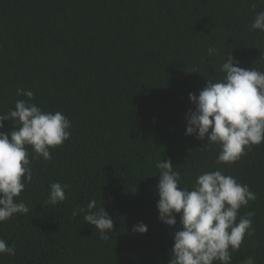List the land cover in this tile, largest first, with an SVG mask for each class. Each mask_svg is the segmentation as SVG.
<instances>
[{"label": "trees", "instance_id": "obj_1", "mask_svg": "<svg viewBox=\"0 0 264 264\" xmlns=\"http://www.w3.org/2000/svg\"><path fill=\"white\" fill-rule=\"evenodd\" d=\"M260 11L261 0H0V114L27 99L19 88L72 122L51 160L32 161L33 179L17 198L29 214L0 224V238L16 246L0 264H169L175 229L158 218V160H171L189 189L218 167L247 184L257 198L238 219L253 211L255 235H245L231 264H264V143L218 166V145L185 135L189 94L222 77L230 54L264 71V32L250 29ZM55 182L68 185L67 198L49 205ZM93 199L114 221L108 240L84 213L73 216ZM140 222L147 234L132 231Z\"/></svg>", "mask_w": 264, "mask_h": 264}, {"label": "clouds", "instance_id": "obj_2", "mask_svg": "<svg viewBox=\"0 0 264 264\" xmlns=\"http://www.w3.org/2000/svg\"><path fill=\"white\" fill-rule=\"evenodd\" d=\"M252 8L255 10V4ZM250 29L264 32V11L256 14ZM207 52L211 57L217 49L209 48ZM219 72L222 77L208 79L198 95L189 94L195 110L186 116L185 132L200 141L207 139L204 148L219 146L218 166L231 165L253 146L264 143V71L242 68L230 54ZM16 94L27 99H17L13 109L0 114V224L17 214H29L28 206L17 198L33 179L32 161L41 157L51 160L50 149L62 147L72 135V122L62 112L44 111L32 102L35 95L31 90L18 88ZM5 121L13 125L10 132L2 131ZM29 146L34 153L31 157ZM155 167L159 170L158 218L175 229L169 264H231V254L240 249L245 235H255V213L249 211L239 219L238 214L256 200V193L219 167L197 175L191 189L181 186V174L174 170L178 167L171 160H158ZM67 188L60 182L50 183L46 203L64 202ZM96 207L93 199L87 210H73V216L84 213V220L99 230L102 240H108L114 221L105 207L94 211ZM132 231L147 234L148 227L140 222ZM0 255L15 256V244L0 238ZM243 264H252L251 259Z\"/></svg>", "mask_w": 264, "mask_h": 264}, {"label": "rangeland", "instance_id": "obj_3", "mask_svg": "<svg viewBox=\"0 0 264 264\" xmlns=\"http://www.w3.org/2000/svg\"><path fill=\"white\" fill-rule=\"evenodd\" d=\"M252 262V261H251ZM252 264H254L253 262H252Z\"/></svg>", "mask_w": 264, "mask_h": 264}]
</instances>
